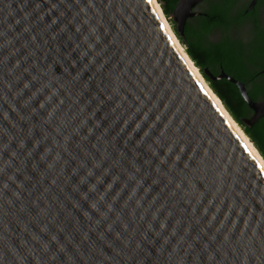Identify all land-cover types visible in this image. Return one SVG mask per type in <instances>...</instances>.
Instances as JSON below:
<instances>
[{
    "label": "water",
    "instance_id": "95a60500",
    "mask_svg": "<svg viewBox=\"0 0 264 264\" xmlns=\"http://www.w3.org/2000/svg\"><path fill=\"white\" fill-rule=\"evenodd\" d=\"M0 264H264V169L152 0H0Z\"/></svg>",
    "mask_w": 264,
    "mask_h": 264
},
{
    "label": "trees",
    "instance_id": "16d2710c",
    "mask_svg": "<svg viewBox=\"0 0 264 264\" xmlns=\"http://www.w3.org/2000/svg\"><path fill=\"white\" fill-rule=\"evenodd\" d=\"M164 15L171 21L172 29L178 41L182 44L185 53L197 66L200 71L206 67L210 72L211 66L220 64L223 70L239 80L244 73V65L239 59L235 47L225 37L214 41L208 37V32L212 27L218 26L225 29L235 19L236 21L243 16L244 8L238 10L237 16L228 14L233 5V0H217L208 2V6L202 12L194 14L189 20L184 22L182 34L179 35L174 27L170 13L174 9L178 0H158ZM207 4V3H206ZM255 13L251 10L247 14ZM245 14V13H244ZM208 84L221 98V102L231 115V118L240 126L243 133L247 136L253 146L264 160V115L260 116L250 126L242 122V118H248L251 108L244 101L238 87L227 77L212 78L205 73ZM249 97L257 101L256 96L249 92ZM264 99V98H263Z\"/></svg>",
    "mask_w": 264,
    "mask_h": 264
},
{
    "label": "flooded vegetation",
    "instance_id": "af4514ba",
    "mask_svg": "<svg viewBox=\"0 0 264 264\" xmlns=\"http://www.w3.org/2000/svg\"><path fill=\"white\" fill-rule=\"evenodd\" d=\"M215 1L217 0H208V2L212 3ZM233 1V5L229 9L228 14L237 16L238 10L244 8L243 16L237 21L234 19L225 29L218 26L212 27L208 32V37L214 41L225 37L234 45L239 59H241L244 65V73L242 74V78H239V81L244 83L248 94L251 92L256 96V99L264 100V0H256L250 8L249 6L252 0ZM208 2L207 0H200L192 8V11L196 14L202 12L208 6ZM251 10L255 13L247 14ZM192 16L187 17L186 21ZM211 67L213 68L211 72L206 69L210 72L207 74L212 78H218L215 76L221 72H225L220 64H214ZM201 71L199 69L201 76L203 75L202 78L204 77L203 79L208 83L205 74ZM251 114H253V111H251L248 117Z\"/></svg>",
    "mask_w": 264,
    "mask_h": 264
},
{
    "label": "bare ground",
    "instance_id": "6f19581e",
    "mask_svg": "<svg viewBox=\"0 0 264 264\" xmlns=\"http://www.w3.org/2000/svg\"><path fill=\"white\" fill-rule=\"evenodd\" d=\"M155 8L157 9V12L160 16L161 19V23L163 24L164 28L166 29V32L168 33L170 39L172 40L173 44L175 45V47L177 48V50L179 51V53L181 54L182 58L184 59V61L186 62V64L188 65V67L190 68L191 72L194 73V75L196 76V78H198L199 82L202 84V86L205 88V90L208 92V94L210 95V97L214 100V102L216 103V105L219 107V109L221 110L223 116L227 119V121L230 123V126L234 129V131L237 133V135L240 137V139L244 142V144L246 145V147L249 149V151L252 153V155L254 156V158L260 163V165L263 167L264 169V160L261 157V155L258 153V151L256 150V148L253 146V144L249 141V139L246 137V135L241 131V129L236 125V123L234 122V120L230 117V115L228 114L229 112L227 111V109L224 107V105L222 104V100L217 96V94L210 88V86L208 85V83L202 78L197 66H195L192 62V60H190L188 58V56L185 54L184 50L182 49L181 45L179 44V42L177 41L176 37L174 36V34L172 33V31L170 30L168 24H166L165 22V16L163 14V12H161V8L159 3L156 0H152ZM187 3V1L185 2ZM184 8V7H182ZM167 21V20H166Z\"/></svg>",
    "mask_w": 264,
    "mask_h": 264
},
{
    "label": "rangeland",
    "instance_id": "374dc122",
    "mask_svg": "<svg viewBox=\"0 0 264 264\" xmlns=\"http://www.w3.org/2000/svg\"><path fill=\"white\" fill-rule=\"evenodd\" d=\"M158 3H159V1L158 0H156ZM159 5H160V3H159ZM160 7H161V5H160ZM165 16V15H164ZM165 19L167 20H165V22H166V24H168V26H169V28H170V30L172 31V33L174 34V32H173V29H172V24L170 23L171 21L165 16ZM173 22V21H172ZM175 35V34H174ZM176 37V36H175ZM177 39V38H176ZM177 41H178V39H177ZM179 42V41H178ZM179 44L181 45V47H182V49L184 50V48H183V46H182V44L179 42ZM206 81V80H205ZM230 117H231V115H230ZM235 122V121H234ZM236 123V122H235ZM236 125L240 128V126L236 123ZM241 129V128H240ZM241 131H242V129H241ZM243 132V131H242ZM250 141V140H249Z\"/></svg>",
    "mask_w": 264,
    "mask_h": 264
}]
</instances>
